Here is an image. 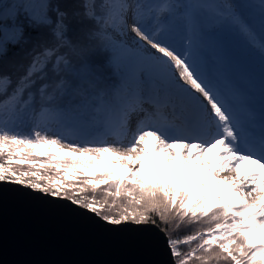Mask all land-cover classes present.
<instances>
[{
  "label": "snow or ice",
  "instance_id": "6c2138e0",
  "mask_svg": "<svg viewBox=\"0 0 264 264\" xmlns=\"http://www.w3.org/2000/svg\"><path fill=\"white\" fill-rule=\"evenodd\" d=\"M217 146L212 192L146 173ZM0 183L159 220L173 264H264V0H0Z\"/></svg>",
  "mask_w": 264,
  "mask_h": 264
},
{
  "label": "water",
  "instance_id": "95a60500",
  "mask_svg": "<svg viewBox=\"0 0 264 264\" xmlns=\"http://www.w3.org/2000/svg\"><path fill=\"white\" fill-rule=\"evenodd\" d=\"M0 264H173V258L158 226H109L66 200L0 183Z\"/></svg>",
  "mask_w": 264,
  "mask_h": 264
},
{
  "label": "rangeland",
  "instance_id": "374dc122",
  "mask_svg": "<svg viewBox=\"0 0 264 264\" xmlns=\"http://www.w3.org/2000/svg\"><path fill=\"white\" fill-rule=\"evenodd\" d=\"M109 142H111V139H109ZM153 144V141L149 139L147 142L146 147L151 148V145ZM179 149H176L177 152V159L173 162H170L166 165H164L163 168L160 167V165L157 163L160 157H157L154 153L149 155L148 158L145 160V170L146 171H166L169 175H176L177 178L181 179H187L189 177L188 175H196L194 177V184L195 189L198 191V193H201L202 191H209L212 192L214 189L220 188L218 181L222 179L223 177L214 176L210 173V167H211V159L214 154L207 155L205 154V159L208 161L207 166H199V164H194L192 167H186L182 164L179 157ZM215 153V152H214ZM216 154V153H215ZM103 167H98L95 169V172L98 171H110L115 170L117 175H120L122 172V169L119 167V164L115 162L114 157L110 156V154H104L103 161H102ZM224 191L227 192V188H224ZM216 197L215 195H212L210 197V200L215 201Z\"/></svg>",
  "mask_w": 264,
  "mask_h": 264
},
{
  "label": "trees",
  "instance_id": "16d2710c",
  "mask_svg": "<svg viewBox=\"0 0 264 264\" xmlns=\"http://www.w3.org/2000/svg\"><path fill=\"white\" fill-rule=\"evenodd\" d=\"M11 55L12 54L9 53V57H11ZM98 172H100V171H98ZM160 172H163V171H156V170L155 171H152V170L146 171V173L148 175H156L157 173H160ZM188 176L189 177H187V179H181V178H177L176 175H174V176L173 175H170V177L172 179V182L177 186V188H179V185L181 183H184L185 186L187 187V190H188L189 194L192 195L193 197H197V196L200 195V193H198V191H196V189H195V184H194V181L195 180H194V177H196V175H188ZM210 201H211V203L214 204L216 202V199H215V201L214 200H210ZM226 202H228V203H236L238 205V198H232V200L226 201ZM154 219H155V217H154ZM156 226H158L159 228H161L164 225L160 224L159 220H157V225ZM204 226L205 225H203L202 223H195V224L190 225L189 228H184V229L181 230V232L176 233L174 235H183L188 230L194 231L195 229L200 228V227H204ZM181 248H182V250H186V247L185 246H181Z\"/></svg>",
  "mask_w": 264,
  "mask_h": 264
},
{
  "label": "bare ground",
  "instance_id": "6f19581e",
  "mask_svg": "<svg viewBox=\"0 0 264 264\" xmlns=\"http://www.w3.org/2000/svg\"><path fill=\"white\" fill-rule=\"evenodd\" d=\"M132 127H133V130H134V128H135V118L133 119V124H132ZM219 150V146H217V148L216 149H212V150H210L209 152H207V155H211V154H214L213 156H212V159H211V167H210V169L212 168V167H214L217 163H218V160H217V157H216V154L215 153H217V151ZM215 152V153H214ZM253 168H255V165H253V164H251V163H248V164H246V165H242L241 166V174H244V173H246V172H249V171H251ZM229 175H235L234 173H227V172H223V173H220V176L221 177H225V176H229ZM222 178V179H223Z\"/></svg>",
  "mask_w": 264,
  "mask_h": 264
}]
</instances>
